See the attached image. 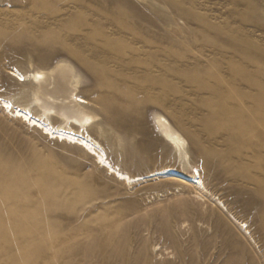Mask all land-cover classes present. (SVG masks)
<instances>
[{
  "label": "rangeland",
  "instance_id": "1",
  "mask_svg": "<svg viewBox=\"0 0 264 264\" xmlns=\"http://www.w3.org/2000/svg\"><path fill=\"white\" fill-rule=\"evenodd\" d=\"M57 63L117 136L90 132L108 161L145 180L0 109V264H264V0H0V100L25 106L11 72ZM156 114L209 194L147 179L179 166Z\"/></svg>",
  "mask_w": 264,
  "mask_h": 264
},
{
  "label": "bare ground",
  "instance_id": "2",
  "mask_svg": "<svg viewBox=\"0 0 264 264\" xmlns=\"http://www.w3.org/2000/svg\"><path fill=\"white\" fill-rule=\"evenodd\" d=\"M172 31L178 33L179 29ZM29 68L32 69V65H29ZM11 74L15 81L24 84L29 100L25 106L15 108L13 111L9 101L0 100V109L3 113L10 114L25 126L40 130L47 139L82 149L118 184L131 186L145 180L143 177L130 176L112 165L100 142L91 135L90 132L94 130L98 136L105 139L112 136L117 138L111 129H105L100 117L89 111L85 100L78 95L80 83L71 65L57 63L45 70L33 69L25 74L13 70ZM33 112L36 114L33 115ZM54 119L59 120V124L54 125L52 122ZM153 128L154 136L169 146L179 161V166L154 170L148 174L147 179H164L189 186L198 194H209L199 169L191 164L187 139L160 114L154 116ZM5 186L2 189L10 193L11 189H8V185V188Z\"/></svg>",
  "mask_w": 264,
  "mask_h": 264
},
{
  "label": "snow or ice",
  "instance_id": "3",
  "mask_svg": "<svg viewBox=\"0 0 264 264\" xmlns=\"http://www.w3.org/2000/svg\"><path fill=\"white\" fill-rule=\"evenodd\" d=\"M10 107V105H8Z\"/></svg>",
  "mask_w": 264,
  "mask_h": 264
}]
</instances>
